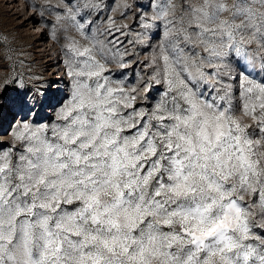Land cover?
Instances as JSON below:
<instances>
[{"label": "snow or ice", "instance_id": "obj_1", "mask_svg": "<svg viewBox=\"0 0 264 264\" xmlns=\"http://www.w3.org/2000/svg\"><path fill=\"white\" fill-rule=\"evenodd\" d=\"M28 6L61 71L0 28V264H264V0Z\"/></svg>", "mask_w": 264, "mask_h": 264}, {"label": "bare ground", "instance_id": "obj_2", "mask_svg": "<svg viewBox=\"0 0 264 264\" xmlns=\"http://www.w3.org/2000/svg\"><path fill=\"white\" fill-rule=\"evenodd\" d=\"M1 1L3 2V4L6 5L7 7L6 10H9L11 12V17L14 20V24L19 29L27 32L28 35L30 34L36 37L34 40L36 42L35 45L36 57L38 56L43 60L41 62L42 67L40 68L46 71L45 73L48 75V77H50L52 73H56L58 77L61 71V66L57 64V57L59 54H57L56 56L54 55L57 52V49H54L53 46H49L48 43L43 41L45 40L46 36L45 35L42 36L41 33H38L39 30H41L39 25H34L35 28L39 27L37 29L31 30L29 28L30 25H32V21L29 19V17H32L34 14L32 8L28 6L30 3H28L25 0H1ZM25 21L27 22L25 23ZM21 24H23L22 28L19 27Z\"/></svg>", "mask_w": 264, "mask_h": 264}, {"label": "rangeland", "instance_id": "obj_3", "mask_svg": "<svg viewBox=\"0 0 264 264\" xmlns=\"http://www.w3.org/2000/svg\"><path fill=\"white\" fill-rule=\"evenodd\" d=\"M25 1H27L30 4H32L34 2L35 3H39V0H25ZM6 8H7L6 5L3 4V2L0 0V28H2L5 33L9 34V40H14L16 46H23L26 51H29V52L32 53L33 57L35 58V64L33 65L34 70L37 73H39V74H42L43 73L42 75L45 78H47L48 75L45 73L46 71L44 69L40 68V67H42L41 66V62L43 60L40 57H38V56L36 57V53H35V45H36V42L34 41L36 37L35 36H32L30 34L28 35L27 32L19 29L14 24V20L11 17V12L9 10H6ZM32 11L34 12L33 9H32ZM29 28L31 30L32 29H37V27L35 28L34 25H30ZM38 33H41V32H38ZM45 36H46V38L43 41L51 44L54 49H57V52H58V46L54 45L53 42L50 41L47 38V35L46 34H45ZM0 139H6V133L0 134Z\"/></svg>", "mask_w": 264, "mask_h": 264}, {"label": "built area", "instance_id": "obj_4", "mask_svg": "<svg viewBox=\"0 0 264 264\" xmlns=\"http://www.w3.org/2000/svg\"><path fill=\"white\" fill-rule=\"evenodd\" d=\"M32 25H33V23H32ZM37 28H39V27H37ZM39 32H41V30H39ZM47 43V42H46ZM49 44V43H48ZM49 46H52L51 44H49ZM57 54H59L58 52H56L54 55L56 56Z\"/></svg>", "mask_w": 264, "mask_h": 264}]
</instances>
